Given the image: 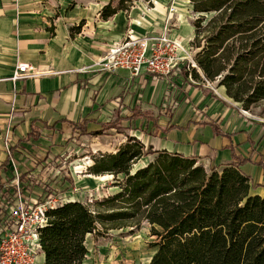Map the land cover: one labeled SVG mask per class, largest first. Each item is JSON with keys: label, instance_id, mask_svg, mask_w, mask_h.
I'll list each match as a JSON object with an SVG mask.
<instances>
[{"label": "crops", "instance_id": "0c3cea01", "mask_svg": "<svg viewBox=\"0 0 264 264\" xmlns=\"http://www.w3.org/2000/svg\"><path fill=\"white\" fill-rule=\"evenodd\" d=\"M110 1L0 0V204L15 192L17 172L28 197L36 198L43 186H50L65 202H83L76 193L98 187V177L108 175L90 173L93 153L115 152L128 136L155 149L195 156L206 167L242 161L241 169L251 177V193L264 195V120H259L264 117L245 114L225 86L190 84L184 62L170 77L145 70L136 76L125 69L100 70L101 57L127 33H159L169 16L171 36L190 55L195 26L185 3L152 0L150 5L140 0L104 19L101 10ZM171 4L174 14H169ZM20 62L32 69L14 82ZM115 120L117 126H103ZM75 124L84 125L86 132ZM152 158L142 159L147 163ZM69 181L72 188L66 189ZM111 183L109 192L95 199L118 192L115 180ZM97 235L87 234L82 264H119L104 258L100 243H90ZM152 248L147 263L156 251ZM39 254L45 264V253Z\"/></svg>", "mask_w": 264, "mask_h": 264}, {"label": "trees", "instance_id": "16d2710c", "mask_svg": "<svg viewBox=\"0 0 264 264\" xmlns=\"http://www.w3.org/2000/svg\"><path fill=\"white\" fill-rule=\"evenodd\" d=\"M133 1L112 0L101 17L128 10ZM190 2L198 14L191 42L198 51L188 73L225 86L227 95L249 110L264 99V0ZM117 125V120L103 124ZM74 128L86 132L84 125ZM148 155L153 158L134 168ZM92 159L90 173L113 175L119 191L91 204L71 200L50 209L39 231L45 264H82L87 234L143 221L155 237L150 246L156 247L146 264H264V195L251 193L242 161L206 167L195 156L155 149L135 136Z\"/></svg>", "mask_w": 264, "mask_h": 264}, {"label": "built area", "instance_id": "2783aa9c", "mask_svg": "<svg viewBox=\"0 0 264 264\" xmlns=\"http://www.w3.org/2000/svg\"><path fill=\"white\" fill-rule=\"evenodd\" d=\"M150 2L148 0V4ZM174 11L171 4L169 14H174ZM172 20L169 16L163 31L146 37H134L127 33L101 57L100 70L113 73L125 69L133 76L145 70L151 74L170 77L179 64L184 62L190 71V66H196V62L187 53L182 42L171 36ZM184 51L187 54L182 56ZM30 69L32 67L29 63L20 62L12 80L17 82L28 75ZM33 74L39 73L34 71ZM242 111L250 115L249 110L242 108ZM96 153L99 152L95 151L93 154ZM20 178L17 172L15 192L8 194L0 204V223L3 227L0 231V264H37V256L41 250L40 228L48 221V211L64 203L63 197L59 198L53 191H42L36 198L26 196Z\"/></svg>", "mask_w": 264, "mask_h": 264}, {"label": "rangeland", "instance_id": "374dc122", "mask_svg": "<svg viewBox=\"0 0 264 264\" xmlns=\"http://www.w3.org/2000/svg\"><path fill=\"white\" fill-rule=\"evenodd\" d=\"M139 1L140 0H134L133 4L136 5L138 4ZM143 1H147L148 3V0H143ZM181 1L185 3V6L188 7L187 8L188 18L191 21L194 20L198 16V14L192 12V7H191L192 5L190 6L188 0H181ZM149 4L150 5L152 4V0ZM210 15L211 14H208V16ZM189 50L191 52L190 53L191 58L194 59V55L196 51H198V49H195L193 46H191ZM186 69L188 70V68ZM187 81L192 85H197L198 83H201V79L195 78L193 77V75H188ZM214 84H217V82H215ZM172 107L171 108L169 107V110H172ZM249 111L251 113L252 118L254 119L258 120V117H264V99L252 105L249 108ZM259 120L262 121L264 119H259ZM146 160L147 159H141L138 163L134 164V168L138 167ZM245 170L250 171L248 167H246ZM104 176L105 178L103 180L98 179L101 182V184H99L98 187L97 186L91 187V189L87 190L85 193L82 192H79V194L76 193L78 197L75 198L81 199L83 200V202L87 204H91L92 200H94L96 197L102 196L103 194H105V192H109V190L111 189L110 187H112L113 185L111 182L112 180H114V177L110 174ZM69 182L70 185L66 186L65 187L66 189L72 188L71 185L73 184V181L72 182L69 181ZM62 186L63 184L61 185V188ZM50 189L52 190V187L43 186L40 191L50 192ZM66 189H63V191H66ZM65 201L66 200L64 199V202ZM100 230L103 231L104 229L100 227ZM94 237L93 239H91L90 243L91 244L95 243V247H97L96 246L98 245L97 243H100L101 244L100 249L102 250V254L104 255V258H115L114 260H119V264H129L131 262H139L141 264L147 263L153 251V248L150 246V242H152L155 239V237L151 236V228L149 224L145 221H143L139 226H129L122 229H109L107 232H105V234H98L97 236ZM37 264H42L41 254H38Z\"/></svg>", "mask_w": 264, "mask_h": 264}, {"label": "bare ground", "instance_id": "6f19581e", "mask_svg": "<svg viewBox=\"0 0 264 264\" xmlns=\"http://www.w3.org/2000/svg\"><path fill=\"white\" fill-rule=\"evenodd\" d=\"M105 178V176L104 175H102V176H99V179H104Z\"/></svg>", "mask_w": 264, "mask_h": 264}]
</instances>
